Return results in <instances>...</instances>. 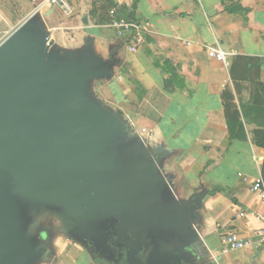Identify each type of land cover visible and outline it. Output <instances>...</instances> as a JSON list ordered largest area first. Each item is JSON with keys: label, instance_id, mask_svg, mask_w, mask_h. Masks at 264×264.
<instances>
[{"label": "crops", "instance_id": "crops-1", "mask_svg": "<svg viewBox=\"0 0 264 264\" xmlns=\"http://www.w3.org/2000/svg\"><path fill=\"white\" fill-rule=\"evenodd\" d=\"M111 1V21L103 22L100 0H69L71 16L41 0H0V30L35 20L56 50L90 47L113 64L112 76L92 81L89 93L149 147L167 204H198L196 237H177L169 250L192 264H264L256 237L264 204L251 192L264 165V149L254 145L264 129V0H138L135 8L134 0ZM123 7L145 30L137 52L111 26ZM211 48L226 62L210 58ZM52 215L59 226L39 228L45 253L36 264H97ZM231 234L252 246L226 253Z\"/></svg>", "mask_w": 264, "mask_h": 264}, {"label": "water", "instance_id": "water-1", "mask_svg": "<svg viewBox=\"0 0 264 264\" xmlns=\"http://www.w3.org/2000/svg\"><path fill=\"white\" fill-rule=\"evenodd\" d=\"M112 68L90 47L56 50L35 20L1 44L0 264L43 257L32 231L41 212L59 215L94 253L114 242L125 264H192L168 247L196 237L197 201L169 206L149 147L86 99L91 82L110 78ZM122 137L130 144L124 154Z\"/></svg>", "mask_w": 264, "mask_h": 264}, {"label": "built area", "instance_id": "built-area-1", "mask_svg": "<svg viewBox=\"0 0 264 264\" xmlns=\"http://www.w3.org/2000/svg\"><path fill=\"white\" fill-rule=\"evenodd\" d=\"M33 2H38L40 0H31ZM51 5L55 9L60 10L63 14L71 16L74 12L73 6L69 0H41ZM111 15H116V12H112ZM113 29L116 30L117 36L120 39L126 40L129 42V48L131 52H137V50L144 43V32L145 30L134 21H128L124 18L115 19L111 23ZM208 56L212 59H215L219 62H226V54L218 49L211 48L208 50ZM251 192L259 195L262 203L264 204V179L259 177L255 180L251 187ZM242 217H245V214H241ZM263 221V227L256 232V237L258 243L262 246L264 250V218H261ZM225 252L242 250L252 246V241L250 239H242L238 234H231L225 237ZM264 252V251H263Z\"/></svg>", "mask_w": 264, "mask_h": 264}, {"label": "rangeland", "instance_id": "rangeland-1", "mask_svg": "<svg viewBox=\"0 0 264 264\" xmlns=\"http://www.w3.org/2000/svg\"><path fill=\"white\" fill-rule=\"evenodd\" d=\"M16 27H14L12 30L10 29H2L0 30V46L3 42H5L13 33L14 31H16ZM58 50V49H57ZM86 99L88 102H96L98 103V101L94 98V96L92 95H87L86 96ZM129 135V133H128ZM127 135V137H128ZM126 139H124L123 137L120 139V142L119 144L121 146V149L123 148V154L125 153V149L129 148L130 144L129 143H125ZM131 142H134V143H139V142H142L141 140H139V137L138 136H134L131 138ZM124 146V147H123ZM121 153V154H122ZM34 220H35V230L36 231V234L37 236H39V238H43V234L42 233H38L39 232V228H43V227H50V226H53L54 228H58L59 226V221H57V218H55L51 213H47L45 212L44 215H40L37 214V216L34 215ZM98 261L97 264H101L102 262L98 259H96Z\"/></svg>", "mask_w": 264, "mask_h": 264}, {"label": "trees", "instance_id": "trees-1", "mask_svg": "<svg viewBox=\"0 0 264 264\" xmlns=\"http://www.w3.org/2000/svg\"><path fill=\"white\" fill-rule=\"evenodd\" d=\"M103 3V12H104V19L103 22H109L111 21L110 17H109V12L110 10L113 9V7H116L114 5V3L111 0H100ZM138 0H134V8L136 7ZM118 18H124L128 21H134L135 20V16L133 14H130L128 12V10L126 8H119L118 11ZM233 76L234 75V68H233ZM234 123H232V121H229V129L231 131L234 130ZM255 139H254V145H256L257 147L263 148L264 149V129L263 128H258L255 131ZM262 177L264 179V165L262 168Z\"/></svg>", "mask_w": 264, "mask_h": 264}, {"label": "flooded vegetation", "instance_id": "flooded-vegetation-1", "mask_svg": "<svg viewBox=\"0 0 264 264\" xmlns=\"http://www.w3.org/2000/svg\"><path fill=\"white\" fill-rule=\"evenodd\" d=\"M155 245L151 246L148 250V252H152L155 250ZM94 255L97 256V259L101 262H105L108 264H125L124 259V251L119 249L114 242L111 243V249L107 252L100 253L95 252ZM144 254H141L139 258H143Z\"/></svg>", "mask_w": 264, "mask_h": 264}]
</instances>
